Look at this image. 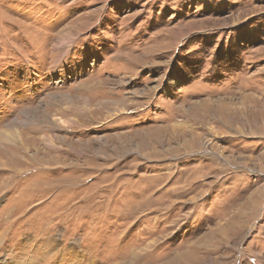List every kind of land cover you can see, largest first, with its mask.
Listing matches in <instances>:
<instances>
[{
  "label": "rangeland",
  "instance_id": "1",
  "mask_svg": "<svg viewBox=\"0 0 264 264\" xmlns=\"http://www.w3.org/2000/svg\"><path fill=\"white\" fill-rule=\"evenodd\" d=\"M0 264H264V0H0Z\"/></svg>",
  "mask_w": 264,
  "mask_h": 264
},
{
  "label": "bare ground",
  "instance_id": "2",
  "mask_svg": "<svg viewBox=\"0 0 264 264\" xmlns=\"http://www.w3.org/2000/svg\"><path fill=\"white\" fill-rule=\"evenodd\" d=\"M70 42H71V40H67V41L62 42L60 45L62 48H66ZM150 244H151V242L148 243L146 246H144V248H147V249L150 248V246H151Z\"/></svg>",
  "mask_w": 264,
  "mask_h": 264
}]
</instances>
